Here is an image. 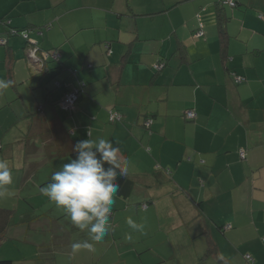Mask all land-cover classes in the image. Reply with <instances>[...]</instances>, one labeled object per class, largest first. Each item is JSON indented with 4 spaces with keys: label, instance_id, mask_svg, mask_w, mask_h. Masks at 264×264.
I'll return each instance as SVG.
<instances>
[{
    "label": "crops",
    "instance_id": "0c3cea01",
    "mask_svg": "<svg viewBox=\"0 0 264 264\" xmlns=\"http://www.w3.org/2000/svg\"><path fill=\"white\" fill-rule=\"evenodd\" d=\"M234 1L0 0V79L11 82L0 93V150L19 123L48 149L42 162L36 141L9 143L23 181L36 175L50 182L76 142L99 138L112 141L128 171L167 168L171 176L156 189L136 185L129 197L114 198L102 241L68 221L69 240L54 248L39 243L37 257L24 264H166L177 258L171 237L184 222L192 239L206 236V248L213 240L225 263L245 264L240 254L248 252L252 264H264V0ZM218 4L229 16L224 55ZM33 46L39 54L58 50L60 61L48 58L38 70L27 54ZM75 89L78 97L64 107ZM111 109L120 118L111 120ZM167 201L169 222H162L158 205ZM129 217L144 224L143 233L128 226ZM201 229L207 232L192 235ZM84 241L93 250L72 251Z\"/></svg>",
    "mask_w": 264,
    "mask_h": 264
},
{
    "label": "rangeland",
    "instance_id": "374dc122",
    "mask_svg": "<svg viewBox=\"0 0 264 264\" xmlns=\"http://www.w3.org/2000/svg\"><path fill=\"white\" fill-rule=\"evenodd\" d=\"M54 61L58 63L60 60L54 59ZM15 126L18 129L21 128L22 130L19 131V133L18 132L15 133V129H16ZM15 126L13 127V131L9 130L5 133L3 140L4 147L2 150H0V159L8 163L12 171V177H13L12 184L6 186V195L3 198H0V200L2 203L6 205L3 207H9L15 209L12 218L13 223L10 225L9 229L7 230L9 238L3 241V243L0 245V258L2 257L12 258L14 260V264H24L25 262V260L23 259L24 257L27 258H31V256L37 257L39 251L41 250V248L38 246L39 243L46 242L50 244L49 247L54 248L55 242H57L59 245L60 241L69 240L70 232L66 230V225L68 226L69 219L66 217L65 214H63V216L60 217L61 219L58 218L59 221H57V219H54L56 214L58 213L61 214L63 213V211L61 209H58L40 191V189L46 186V184L49 182L41 184L42 183L41 181H43L41 180L42 178L36 175H34L32 178L31 177L28 178L26 182L23 181V175H24L23 168H21V166L20 168H16V166L18 167L19 165L17 163H19L21 159L19 160V158L16 155L13 156L12 153L9 154V152H11L10 151L11 147L9 143L14 141L15 139L16 140L21 139V141L24 144H27L28 142L31 141L32 142L36 141L37 144L41 145L39 154L36 153V156H39L43 162L44 161L43 156L48 153L47 146L45 145L46 143H44V141L40 139V137L34 138L32 136L30 137L27 136L26 135L27 129L23 125V123H19V127L17 125ZM18 143H15L14 150L16 146H18ZM24 149H25L24 155L28 154L29 152L27 153L26 147H24ZM67 158L68 160H70L72 157L67 156ZM48 160L49 159H46L44 163H46ZM55 161L57 160L55 159ZM54 162L48 165H41V169L38 170V174L40 173L44 174L42 173L43 171L48 170V168L50 167L56 166V163ZM64 162L66 163V161ZM13 165L15 166V169H13ZM52 170L53 169H51L50 171ZM114 198H122V197L116 194ZM170 198L171 197H168V200H170ZM150 205L153 206L154 203ZM158 206H159L162 222L165 221L169 222L167 220L168 219L167 216L169 213L168 201H167V208L162 207L160 204ZM49 207L53 209V212L47 214V209ZM29 210L32 216L31 217L29 216L28 218L27 216L29 215L28 214ZM149 223L154 224L152 220ZM184 223H180L177 226L176 231L173 230L171 237L172 241L175 244V250L177 252V258L173 260L175 263L177 261L179 262L181 261L183 264H227L224 261H219L216 255L213 254L205 255L207 249L206 236L203 234L201 236L192 239ZM28 228H30L29 231ZM27 232H29V234ZM175 232H177V234ZM182 233H185L188 236V239L190 240L191 243L188 244L186 242V236ZM65 235L67 236V239ZM260 240L262 241L261 238ZM221 245H222L220 247L221 253L226 252L227 251L226 245L224 244ZM160 249L162 252L165 253H168L169 251L167 250L166 247H162ZM43 250H45V248ZM246 253L248 252H241L240 255L242 259L239 261H242L245 264L248 263L252 264L253 263L252 259L249 260L246 256L247 255ZM202 255H205V257L201 260ZM233 255L238 256V254H233ZM49 259H50L49 261L53 262L52 258L49 257ZM37 260L38 263H41V259H37ZM173 261L172 259H168L165 263L172 264ZM232 264L234 263L232 262Z\"/></svg>",
    "mask_w": 264,
    "mask_h": 264
},
{
    "label": "clouds",
    "instance_id": "9594fccd",
    "mask_svg": "<svg viewBox=\"0 0 264 264\" xmlns=\"http://www.w3.org/2000/svg\"><path fill=\"white\" fill-rule=\"evenodd\" d=\"M10 85V81L0 79V93ZM73 151L75 157L52 173L50 182L40 191L75 227L87 230L92 242H100L110 232V212L119 191L117 178L126 176L128 168L121 163L119 149L111 140H80ZM12 182L8 163L0 159V198L6 195V186ZM126 222L134 231L143 233L144 224L136 223L131 217ZM82 248L91 251L93 244L88 241L72 244L73 252Z\"/></svg>",
    "mask_w": 264,
    "mask_h": 264
},
{
    "label": "trees",
    "instance_id": "16d2710c",
    "mask_svg": "<svg viewBox=\"0 0 264 264\" xmlns=\"http://www.w3.org/2000/svg\"><path fill=\"white\" fill-rule=\"evenodd\" d=\"M224 1L226 3H229V1L227 0H224ZM217 10H218L217 25H218V31H219V42H220L221 52L224 55V51L227 47V42H228V34L226 32V22L229 16L226 14L223 4H218ZM18 32H20V30L16 29L15 31H13V33H18ZM182 46L183 45L180 44L178 49L180 51V54L182 56H185V49H184V46L183 47ZM8 57H9V62H13L15 60L13 53L8 54ZM48 58H51V57H48ZM52 59L54 60V58ZM57 60H60V58ZM9 69L11 71V67ZM77 97H78V93H77ZM26 135L29 136L28 134ZM71 157L72 158L75 157L74 151L71 152ZM170 178H171L170 170L167 168L155 169L150 173L128 171L126 176L124 177L118 176L117 178V182L119 184V191L117 195L121 197H125V198L129 197L132 194L136 185H142L144 187L156 189V187H159L163 185L164 183L170 181ZM176 196L177 195L174 194V197ZM175 199L177 200V198ZM145 204L147 203L145 202ZM14 212H15L14 208L3 207L0 205V245L3 243V241L9 238L7 230L9 229L10 225L13 223L12 218H13ZM111 214H110V217H111ZM188 227L190 228L189 224H188ZM206 232L207 231H205V229H201L197 233H193L192 235L196 236L200 233H206ZM206 254H215L219 258V260L221 261L223 260L220 257V254L217 250L216 243L211 239H209V245H208L205 255ZM205 255H202L201 260L205 257ZM0 264H14V260L12 258L2 257L0 258Z\"/></svg>",
    "mask_w": 264,
    "mask_h": 264
},
{
    "label": "built area",
    "instance_id": "2783aa9c",
    "mask_svg": "<svg viewBox=\"0 0 264 264\" xmlns=\"http://www.w3.org/2000/svg\"><path fill=\"white\" fill-rule=\"evenodd\" d=\"M227 1H229V3L230 4H235V1L234 0H227ZM202 33V31L200 30V31H198L197 33H196V35H200ZM4 39L3 38H1L0 37V41H3ZM32 40V39H31ZM30 40V41H31ZM106 46H108V45H106ZM37 47H31V48H29V50H28V53L30 54V56L33 58V59H38V56H37ZM47 54H48V56H50V57H52V58H54V59H59L60 58V52L58 51V50H53V52H52V50H51V52H46ZM40 65L41 63L38 61L37 63H36V65ZM241 80H243V76L242 75H236V81H241ZM77 93H78V90L77 89H75V90H73V91H71V92H69L65 97H64V99H63V101H62V104L64 105V107H68V108H70L71 106H72V104L74 103V101L76 100V98H77ZM110 119L111 120H116L117 118H120V113L118 112V111H116V110H113V109H111L110 110ZM195 115H196V112L194 111V110H192V109H190V110H187V112H186V116L188 117V118H190V119H193V118H195ZM246 150H245V148H241V150H240V155L243 157L245 154H246V152H245ZM147 204H145L144 203V206H146ZM110 214H111V212H110ZM228 227H230V224H228L227 225Z\"/></svg>",
    "mask_w": 264,
    "mask_h": 264
},
{
    "label": "water",
    "instance_id": "95a60500",
    "mask_svg": "<svg viewBox=\"0 0 264 264\" xmlns=\"http://www.w3.org/2000/svg\"><path fill=\"white\" fill-rule=\"evenodd\" d=\"M30 43H32V44H35V43H38V41L37 40H31L30 41ZM33 47H35V46H33ZM29 49H27V51H28ZM37 56H38V59H33L31 56H30V54L27 52V54H28V56H29V58H30V60L32 61V63L33 64H36L38 61L41 63L40 65H35V66H37V68H38V70H40V71H44V69H45V65H46V63H47V61L49 60L48 59V54L47 53H42V54H39L38 53V48H37ZM51 60V59H50ZM49 71V70H48Z\"/></svg>",
    "mask_w": 264,
    "mask_h": 264
}]
</instances>
